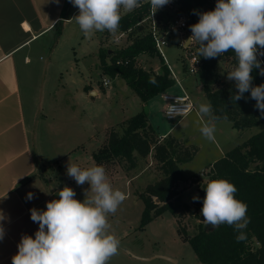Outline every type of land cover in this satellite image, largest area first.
<instances>
[{
  "label": "rangeland",
  "instance_id": "374dc122",
  "mask_svg": "<svg viewBox=\"0 0 264 264\" xmlns=\"http://www.w3.org/2000/svg\"><path fill=\"white\" fill-rule=\"evenodd\" d=\"M124 13L126 12L122 9L121 15ZM78 14L79 10L68 22L60 24L44 38L48 46L39 54L34 71L30 72L32 77L28 96H33L36 111V147L41 150L43 142L44 153L49 159L57 160L58 164L71 163L72 157L68 151L78 147L81 169L90 168L94 166L92 154L96 150V143L103 144L110 129L116 128L120 132L122 122L147 108V122L159 139H163L160 136L168 131L166 136L177 139L184 147L194 151L191 161L180 166L182 174L188 180L177 185L182 194L179 207L175 215L165 212L140 228L143 204L138 193L161 177L151 159L152 152L146 159L138 160L137 166L132 170L126 172L116 166V172L107 176L113 189H119L127 197L115 214L108 215V222L117 232L122 228L129 233L126 242L131 243L135 253L144 256L155 253L163 258L153 259L146 264H200L188 238L196 234L199 226L205 231L213 228L200 221L201 209L196 208L193 197H198V190L207 182L211 165L221 158L220 153L240 145L260 128L237 131L227 121H213L215 140L204 138L199 131L198 121L207 122L210 118L199 116V119H195L193 116L196 112L198 114L199 105L208 103V100L195 75H189L186 71L180 75L182 79L189 78L188 94L196 112L193 111V115L178 123L167 121L163 115L164 101L159 95L144 105L123 79L102 74L98 56L99 42L104 50L117 51L129 44L135 35L141 34L143 29H133L126 43L121 45L112 42L118 32L112 34L108 31H96L89 39L84 36L75 19H72ZM169 38V45L163 51L167 62L178 72L177 64H186L185 56L190 53L196 55L195 46L198 42L194 40L190 45L182 47L183 39H179L176 34L170 33ZM138 64L146 71L157 74L161 72L159 58L140 57ZM234 68L231 61L225 58L221 64L220 81L230 82L227 72ZM104 81L108 82L106 86L102 85ZM49 173L53 174L46 172V176ZM68 186L74 189L75 198L80 201L85 199V190L90 189L87 182L78 186L71 177ZM188 189L190 191L187 192ZM129 264L134 263L130 261Z\"/></svg>",
  "mask_w": 264,
  "mask_h": 264
},
{
  "label": "trees",
  "instance_id": "16d2710c",
  "mask_svg": "<svg viewBox=\"0 0 264 264\" xmlns=\"http://www.w3.org/2000/svg\"><path fill=\"white\" fill-rule=\"evenodd\" d=\"M209 1L174 0L172 9L161 17L162 27L165 28L170 19L178 16L186 17L189 25L197 23L199 16L193 10H214ZM140 4V7L121 15L117 32L130 30L131 33L133 29L142 28V33L135 35L129 44L117 51L104 50L99 42L98 56L102 74L123 79L145 105L150 99L167 93L175 83L168 78V68L157 53L146 27L139 25L149 6L146 1L140 0ZM195 48L200 64L194 75L208 103H211L213 115L220 117L215 122L227 121L237 131L253 127L260 129L211 165L208 180L199 188L200 199L196 201V208L199 210L205 196L204 188L212 180L226 179L233 183L237 188L235 197L248 206L250 223L244 229L246 240L237 242V233L233 227L222 224L210 231L199 226L196 234L188 238V242L200 264H264V116L254 107L256 101L251 99L250 93H245L243 99L234 101L231 97L237 91L235 82L220 81L221 64L225 58L235 67L238 64L234 51L226 52L224 59L221 56L205 59L199 56V44ZM140 57L159 58L160 74L139 66ZM258 59L264 61V57L258 56ZM119 61L128 62L126 65L116 64ZM185 68L184 66V73ZM251 75L253 86L264 84V76L259 75L258 69H253ZM150 79H154L155 83H150ZM152 152L151 159L161 177L138 193L143 204L140 228L165 212L176 214L180 202L177 185L188 180L182 174L180 166L191 161L194 151L169 135L159 139L148 124L147 115L142 111L122 122L120 132L116 128L110 129L105 142L92 154L95 166H103L106 176H111L116 172V166L128 172L137 166L138 160L146 159ZM155 199L158 200L157 203L154 202ZM184 207L188 209L186 205Z\"/></svg>",
  "mask_w": 264,
  "mask_h": 264
},
{
  "label": "clouds",
  "instance_id": "9594fccd",
  "mask_svg": "<svg viewBox=\"0 0 264 264\" xmlns=\"http://www.w3.org/2000/svg\"><path fill=\"white\" fill-rule=\"evenodd\" d=\"M59 4V0H54ZM79 9L75 19L86 38L96 31L115 34L121 20V10L131 12L140 7V0H69ZM170 0H150L153 14ZM197 23L190 25L192 36L182 43L198 42L199 56L205 59L222 56L229 50L235 52L238 64L227 72V79L235 82L237 91L231 99L238 101L250 93L256 101L254 107L264 116V84L253 86V69L264 76V0H217L214 10L198 12ZM150 83H155L150 79ZM198 116H208L209 121H198L199 131L209 141L215 140V124L220 119L213 115L211 103L200 104ZM227 119V116L223 117ZM67 175L78 186L86 182L85 199H76L74 189L65 185L56 192L58 199L46 202L45 210L31 209V220L39 225L34 238L22 235L12 264H109L118 254L120 241L111 233L108 215L115 214L127 198L119 189H113L103 166L81 169L69 163ZM50 189L46 194H50ZM205 196L200 215L213 229L222 224L233 227L236 241L246 240L244 229L250 223L248 206L237 199L236 186L226 179L212 180L204 188ZM92 193L91 196L88 193ZM34 198L33 193L27 199ZM193 197V202L199 200ZM5 216L0 211V222ZM5 230L0 223V240Z\"/></svg>",
  "mask_w": 264,
  "mask_h": 264
},
{
  "label": "crops",
  "instance_id": "0c3cea01",
  "mask_svg": "<svg viewBox=\"0 0 264 264\" xmlns=\"http://www.w3.org/2000/svg\"><path fill=\"white\" fill-rule=\"evenodd\" d=\"M78 10L69 0H59V4L54 0H0V211L5 216V220L0 222L5 230V235L0 240V264H12V257L18 251L17 245L22 235L34 238L39 225L31 220L30 210H45L46 202L58 199L56 192L65 185L68 186V163L58 164L57 160L49 159L44 153L43 142L41 150L36 147V111L33 96H28V93L32 77L30 72L34 71L39 54L48 46L44 38L60 24L68 22ZM185 45L187 44L184 43ZM177 66L178 72L173 70L179 79V85L175 84L167 93H185L189 96V78L182 79L180 74L183 73L184 66L179 63ZM159 97L161 99V94ZM195 108L194 105V113ZM193 117L199 119L197 112ZM230 126L232 127L231 123ZM167 133L168 131L160 137H166ZM96 144L97 149L102 142ZM79 152L77 147L68 151V154L72 157L70 162L81 168ZM226 152L222 151L221 157ZM46 172L53 174L46 176ZM50 187V194H46ZM28 193H33L34 198L28 200ZM88 195L91 196L92 193L89 192ZM179 195L182 194L179 192ZM109 224L111 233L120 241L118 255L113 256L109 264H129L130 261L134 264H146L153 259H163L155 253L149 256L135 253L131 243L126 242L129 233L122 228L117 232Z\"/></svg>",
  "mask_w": 264,
  "mask_h": 264
},
{
  "label": "built area",
  "instance_id": "2783aa9c",
  "mask_svg": "<svg viewBox=\"0 0 264 264\" xmlns=\"http://www.w3.org/2000/svg\"><path fill=\"white\" fill-rule=\"evenodd\" d=\"M146 2L149 3V6L145 17L139 23V25H144L147 29V33H149V35L152 37L157 53L162 58L170 72L168 78L173 80L175 84L179 85V79L172 67L167 62L163 50L169 45L170 33L176 34L179 39H183V41L184 39L187 40L190 36H192L189 20L184 16L172 18L168 21V25L165 26L164 29L162 27L161 17L163 16V14H165L166 11L170 10L173 7L174 0H170L167 5L157 10L155 14H153L152 12L150 0H146ZM209 2L215 8L217 0H210ZM129 33L130 30L126 32H119L112 38V42L115 45H121L123 42L126 43ZM181 46L184 47V44L181 43ZM221 57H223L224 59V54ZM185 61L186 64L184 65L186 67L187 74H196L200 64L198 57L195 54L190 53L189 55L185 56ZM127 62L128 61H119L116 62V64L126 65ZM107 84V81H104L102 83L103 86H106ZM161 99L164 101L165 104L163 115L167 121H178L194 111V105L189 96L185 93L181 95L163 93L161 94Z\"/></svg>",
  "mask_w": 264,
  "mask_h": 264
},
{
  "label": "water",
  "instance_id": "95a60500",
  "mask_svg": "<svg viewBox=\"0 0 264 264\" xmlns=\"http://www.w3.org/2000/svg\"><path fill=\"white\" fill-rule=\"evenodd\" d=\"M185 47H186V45H185ZM144 113L147 114V108H144ZM155 202H158V200L155 199ZM202 220H203V217L201 216L200 221H202Z\"/></svg>",
  "mask_w": 264,
  "mask_h": 264
}]
</instances>
